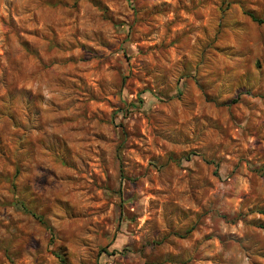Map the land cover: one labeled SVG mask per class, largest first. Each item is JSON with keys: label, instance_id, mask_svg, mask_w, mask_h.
Wrapping results in <instances>:
<instances>
[{"label": "rangeland", "instance_id": "rangeland-1", "mask_svg": "<svg viewBox=\"0 0 264 264\" xmlns=\"http://www.w3.org/2000/svg\"><path fill=\"white\" fill-rule=\"evenodd\" d=\"M262 211L264 0H0V264H264Z\"/></svg>", "mask_w": 264, "mask_h": 264}, {"label": "trees", "instance_id": "trees-1", "mask_svg": "<svg viewBox=\"0 0 264 264\" xmlns=\"http://www.w3.org/2000/svg\"><path fill=\"white\" fill-rule=\"evenodd\" d=\"M252 20L258 21V19L255 17V15L252 12L246 11L245 12ZM264 213V211H262Z\"/></svg>", "mask_w": 264, "mask_h": 264}]
</instances>
